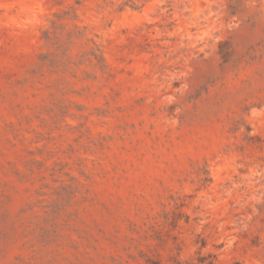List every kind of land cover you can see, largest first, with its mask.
<instances>
[{
    "label": "rangeland",
    "instance_id": "374dc122",
    "mask_svg": "<svg viewBox=\"0 0 264 264\" xmlns=\"http://www.w3.org/2000/svg\"><path fill=\"white\" fill-rule=\"evenodd\" d=\"M0 264H264V0H0Z\"/></svg>",
    "mask_w": 264,
    "mask_h": 264
}]
</instances>
